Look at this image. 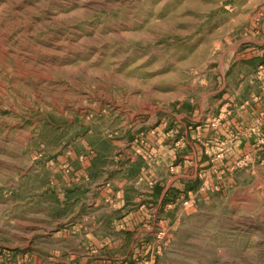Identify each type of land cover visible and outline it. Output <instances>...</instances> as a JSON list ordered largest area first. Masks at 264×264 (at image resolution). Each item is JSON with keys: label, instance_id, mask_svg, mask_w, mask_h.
<instances>
[{"label": "rangeland", "instance_id": "obj_1", "mask_svg": "<svg viewBox=\"0 0 264 264\" xmlns=\"http://www.w3.org/2000/svg\"><path fill=\"white\" fill-rule=\"evenodd\" d=\"M263 3L0 0V264H264V173L237 176L245 157L203 153L170 208L114 192L151 172L155 129H215L201 112L262 87L247 41Z\"/></svg>", "mask_w": 264, "mask_h": 264}, {"label": "crops", "instance_id": "obj_2", "mask_svg": "<svg viewBox=\"0 0 264 264\" xmlns=\"http://www.w3.org/2000/svg\"><path fill=\"white\" fill-rule=\"evenodd\" d=\"M254 30V33L250 32L251 38L247 41L248 47H250L251 51H256L258 55H261L260 58L262 59L259 63H263L264 68V3L263 14L257 20L256 25H254ZM255 70H251L248 77L249 81L253 79ZM259 78H262V87H259L260 89L255 88L250 85L252 82H249L247 98L243 99V101L238 100L230 104L219 103L214 113L205 111L203 112L204 116L201 112L198 119L201 122L206 120V123H208L213 117L218 119L215 129L208 125L194 129V124L191 123L194 119L182 117L180 119L183 120V123L177 127L180 136L174 137L172 143L166 140L165 136L161 137L160 130L155 129V136L151 138L154 141L152 153L158 154L156 163L151 167V172L145 168L141 169L139 173L141 176L134 180L120 178V183H116V186L118 185L119 187H115L114 192L123 201L122 204H128L127 200H131L126 190L133 186L135 187L134 200H138V202L140 200L142 202L151 200L158 207L168 205L167 207L170 208L174 206L175 201L180 196L185 198L184 195L189 189L194 191L189 187L191 186L190 175L193 171L196 172L199 169L202 173H205L209 169L208 158L203 153H223V163L220 165L223 170L232 168V164L235 161L245 157L244 162L249 166L248 170L239 172L236 174L237 176L244 173L252 176L264 173V69ZM184 153L186 157L183 158H187L191 162L189 167H186L187 164L185 163L183 166H177L173 170L172 177L167 175L168 166L173 164L176 158H179V155ZM169 161L171 163L167 164ZM103 171L106 173L108 169ZM123 172L124 170L119 172V176L120 174L123 175ZM147 173H151L150 178L153 180L154 185L150 184L147 186L144 182V179H147L145 175ZM238 184L240 183H238L237 179L236 190L239 189ZM249 186H251V189L262 187L257 182H253ZM171 187L178 190L179 193L174 191V196L167 195L165 191H168ZM182 191H184V194H182ZM72 196L73 201H81L79 195L76 196L73 193ZM96 198L97 195L91 191L87 200L93 203Z\"/></svg>", "mask_w": 264, "mask_h": 264}]
</instances>
